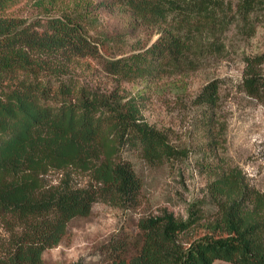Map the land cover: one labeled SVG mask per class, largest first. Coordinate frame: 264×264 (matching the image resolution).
<instances>
[{"label": "trees", "instance_id": "trees-1", "mask_svg": "<svg viewBox=\"0 0 264 264\" xmlns=\"http://www.w3.org/2000/svg\"><path fill=\"white\" fill-rule=\"evenodd\" d=\"M16 1L0 0V264H43L70 221L88 216L95 202L140 205L144 180L123 157L126 149L151 165L175 163L190 152L148 120L147 93H126L119 83L184 79L208 60L222 59L226 32L242 22L252 35V13L264 10V0H103L128 14L132 29L157 35L113 57L101 54L100 41L71 13L33 20L5 15ZM85 57L100 59L117 86L103 90L74 78L71 63ZM244 61V89L263 99L264 52ZM221 85L212 78L194 98L206 107L200 122L213 138L209 112L219 103ZM55 170L63 171L57 183L47 178ZM72 170L88 173L90 183L74 184ZM208 194L218 208L216 220L206 224L211 232L184 245L178 236L205 213L191 208L184 219L163 208L142 215L133 242L116 245L102 264H264V190L241 167L220 166Z\"/></svg>", "mask_w": 264, "mask_h": 264}, {"label": "rangeland", "instance_id": "rangeland-1", "mask_svg": "<svg viewBox=\"0 0 264 264\" xmlns=\"http://www.w3.org/2000/svg\"><path fill=\"white\" fill-rule=\"evenodd\" d=\"M102 1L17 0L3 12L28 20L71 13L83 23L89 36L100 41L104 57L118 56L140 42H153L157 38L153 31L132 29L128 14L105 7ZM232 1L236 4L239 0ZM251 17L255 25L252 35L245 34L242 22H235L224 37L225 57L208 60L184 79L165 76L155 81L139 79L119 83L126 93H147L144 112L148 120L169 130L174 140L187 146L190 152L175 163L151 165L138 151L126 149L123 157L133 163L144 180L140 205L122 208L104 201L95 202L88 216L70 221L61 243L45 251L43 264H102L114 254L116 245L133 242L142 215L158 214L163 208L184 219L191 208L199 214L205 213L203 220L178 236L184 245L198 235L211 232L206 224L216 220L218 208L210 199L208 183L220 166L241 167L250 182L264 190V98L249 95L243 86L244 57L264 52V10L252 13ZM107 38L111 40L105 41ZM261 69L264 74V63ZM69 71L81 84L103 90H110L119 82L104 70L97 58L77 59ZM212 78L222 81L219 103L214 112H209L215 121L214 138L213 132L207 133L200 122L205 118L206 107L194 103L199 90ZM211 143H214L212 150ZM62 175L63 171L55 170L47 178L57 183ZM72 177L79 186L91 181L88 173L76 170H72ZM213 264L233 263L216 260Z\"/></svg>", "mask_w": 264, "mask_h": 264}]
</instances>
